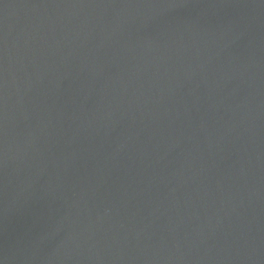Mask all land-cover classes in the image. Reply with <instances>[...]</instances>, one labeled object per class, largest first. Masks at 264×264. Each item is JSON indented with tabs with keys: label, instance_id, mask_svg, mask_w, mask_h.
Segmentation results:
<instances>
[{
	"label": "water",
	"instance_id": "95a60500",
	"mask_svg": "<svg viewBox=\"0 0 264 264\" xmlns=\"http://www.w3.org/2000/svg\"><path fill=\"white\" fill-rule=\"evenodd\" d=\"M0 264H264V0H0Z\"/></svg>",
	"mask_w": 264,
	"mask_h": 264
}]
</instances>
